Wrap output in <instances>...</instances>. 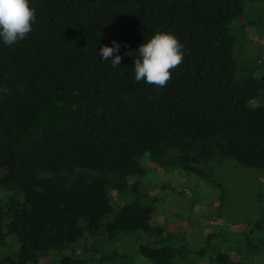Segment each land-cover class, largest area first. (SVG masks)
<instances>
[{"label":"trees","instance_id":"1","mask_svg":"<svg viewBox=\"0 0 264 264\" xmlns=\"http://www.w3.org/2000/svg\"><path fill=\"white\" fill-rule=\"evenodd\" d=\"M254 2L29 0L31 31L0 44V247L17 245L0 264H175L189 252L150 226L154 208L130 179L175 165L159 160L169 150L191 173L214 155L264 170V71L236 65L230 31ZM155 32L183 45L162 87L133 79L135 49ZM112 41L117 69L98 55ZM261 223L242 233L248 253L264 254L249 233ZM209 263L247 264L223 252Z\"/></svg>","mask_w":264,"mask_h":264},{"label":"rangeland","instance_id":"2","mask_svg":"<svg viewBox=\"0 0 264 264\" xmlns=\"http://www.w3.org/2000/svg\"><path fill=\"white\" fill-rule=\"evenodd\" d=\"M233 35L232 56L237 66L264 71V2L246 3L243 14L230 25ZM173 166L150 164L144 173L133 177L141 202L152 204L150 226L161 236H174L189 252L175 264H216L209 258L217 252L227 253L232 260L247 264H264V254L246 252L242 233L261 219V229L249 232L252 242L264 240V170L248 169L218 155L206 161H196L190 167L199 173L187 172L178 151L169 150L160 157ZM155 234H150L153 240ZM100 248L102 239L94 243ZM17 245L9 242L0 247V257L11 256ZM202 254H198L201 248ZM128 250H131L127 245ZM86 253L79 252L82 260ZM58 259V258H57ZM56 259V260H57ZM85 260V259H84ZM57 264L53 258H43L38 264ZM83 264H122L119 260ZM123 264H152L141 255L128 258Z\"/></svg>","mask_w":264,"mask_h":264},{"label":"clouds","instance_id":"3","mask_svg":"<svg viewBox=\"0 0 264 264\" xmlns=\"http://www.w3.org/2000/svg\"><path fill=\"white\" fill-rule=\"evenodd\" d=\"M35 18V9L29 6V0H0V44L11 46L25 39ZM182 48L183 45L171 33L152 34L135 49L136 56L132 58L134 81L164 86L170 78V70L183 59ZM119 49L120 44L116 41H112L111 46L101 45L98 53L100 61L104 63L110 58L107 64L113 69L119 68ZM125 54L131 56L132 52Z\"/></svg>","mask_w":264,"mask_h":264}]
</instances>
